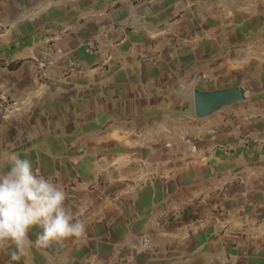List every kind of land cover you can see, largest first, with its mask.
<instances>
[{
  "label": "crops",
  "instance_id": "1",
  "mask_svg": "<svg viewBox=\"0 0 264 264\" xmlns=\"http://www.w3.org/2000/svg\"><path fill=\"white\" fill-rule=\"evenodd\" d=\"M0 27V171L28 158L85 224L0 264H264V0H0ZM238 84L249 101L194 117V87Z\"/></svg>",
  "mask_w": 264,
  "mask_h": 264
},
{
  "label": "clouds",
  "instance_id": "2",
  "mask_svg": "<svg viewBox=\"0 0 264 264\" xmlns=\"http://www.w3.org/2000/svg\"><path fill=\"white\" fill-rule=\"evenodd\" d=\"M66 199L64 189L37 174L26 157H15L0 171V243L9 245L10 262L20 259L26 244L46 248L85 233V224L65 208ZM33 227L41 229L34 241L27 235Z\"/></svg>",
  "mask_w": 264,
  "mask_h": 264
},
{
  "label": "water",
  "instance_id": "3",
  "mask_svg": "<svg viewBox=\"0 0 264 264\" xmlns=\"http://www.w3.org/2000/svg\"><path fill=\"white\" fill-rule=\"evenodd\" d=\"M192 94V109L196 119L207 118L228 106L249 101L253 97V92L245 84L212 89L194 87Z\"/></svg>",
  "mask_w": 264,
  "mask_h": 264
},
{
  "label": "built area",
  "instance_id": "4",
  "mask_svg": "<svg viewBox=\"0 0 264 264\" xmlns=\"http://www.w3.org/2000/svg\"><path fill=\"white\" fill-rule=\"evenodd\" d=\"M2 27H0V31ZM108 29L102 30L97 37L93 41L88 44V48L92 52H96L98 50L100 42L107 37ZM56 62V49L51 40H47L45 43L44 51L34 59V69L35 74L38 80H49L53 76V68ZM75 66L73 64H69L63 73L65 76L70 75L75 71ZM12 99L5 91H0V111L8 110L12 105ZM107 176L104 173L99 175L95 181L90 182L88 187L91 190L104 187L106 185ZM150 241L146 239L144 241V246L149 247Z\"/></svg>",
  "mask_w": 264,
  "mask_h": 264
}]
</instances>
